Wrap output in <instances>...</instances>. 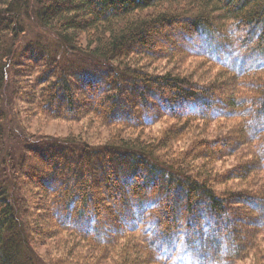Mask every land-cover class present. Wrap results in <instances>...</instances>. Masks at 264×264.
<instances>
[{
  "label": "trees",
  "instance_id": "trees-1",
  "mask_svg": "<svg viewBox=\"0 0 264 264\" xmlns=\"http://www.w3.org/2000/svg\"><path fill=\"white\" fill-rule=\"evenodd\" d=\"M263 227L264 0H0V264H264Z\"/></svg>",
  "mask_w": 264,
  "mask_h": 264
},
{
  "label": "rangeland",
  "instance_id": "rangeland-1",
  "mask_svg": "<svg viewBox=\"0 0 264 264\" xmlns=\"http://www.w3.org/2000/svg\"><path fill=\"white\" fill-rule=\"evenodd\" d=\"M29 22H31V21H29ZM30 27H31V30L29 31V33L26 35L25 38H27L28 36L30 38L38 37V35H39L38 29L35 30L36 26L34 24H31ZM172 30H176V29H173V28L170 29V33ZM182 36H183L182 34H178V36H171L170 35V38L173 41H175L173 43V45H175L178 41L179 42L182 41L183 40ZM39 40L44 42V37L41 35V33L39 35ZM187 64L190 66H195V71H197V72H201L203 74L209 73L211 75L210 76L211 78L213 76H215V74L217 73V72H214L212 67L208 66L207 62H202V60L200 58L191 57L190 59H187ZM238 81H241V80L235 81L230 77V79L223 81L224 88L227 89L228 93L232 92V90H234V89L239 90V91H246V87L240 86L239 84L236 83ZM3 98H4L5 106H6L7 110L9 111V115H10V123L8 124L9 128L8 127L7 128L11 129L13 132H19V130H21V127H23V126H22L21 122H19V119L17 117V112L19 110V106L17 105L15 107V104L12 101L10 85L4 86ZM45 125L46 126H42L39 129V131H41L42 134H51V135H65V134H67L68 129H67L66 125L63 123L52 122V123L45 124ZM231 126H232V123H226V122H218L216 124H211L209 126L211 133L210 132L209 133H210V135H214V137L218 138V136H220L222 134L223 135L227 134L228 130ZM239 130H241V128H235L234 127L231 130V132L233 135L236 136V135L240 134V133H238ZM30 131L32 134L40 133V132H36L35 126H31ZM249 142L250 143H245V144H237V143L234 144V148H233L231 155L228 157L222 158L221 161H219L217 163V166H216L217 169H220V170L223 169L222 172H224V171H229V170L235 168L237 166V158L236 157L240 154L243 155L244 158L250 157V153L255 149L256 146L254 145V143L252 141L249 140ZM252 173H255V171L253 170ZM251 176H253V175H251ZM234 183L235 182H233V184ZM221 187H223V186H221ZM262 229H264V227ZM262 232H260L258 234V240H260V238H261V240L257 242V246L255 247L254 251L257 253L259 251L261 254H264V230ZM249 247H250V245H249ZM41 249H43V248L41 247ZM182 251H179V252H182ZM181 261H182L181 263L189 264V259L186 256H184ZM231 264H253L252 253L248 254V256H246V257L243 256L242 258L235 260Z\"/></svg>",
  "mask_w": 264,
  "mask_h": 264
},
{
  "label": "snow or ice",
  "instance_id": "snow-or-ice-1",
  "mask_svg": "<svg viewBox=\"0 0 264 264\" xmlns=\"http://www.w3.org/2000/svg\"><path fill=\"white\" fill-rule=\"evenodd\" d=\"M185 247H186V245L183 242L181 244L177 245L178 251H182ZM163 251H167V249H164ZM173 264H175V260H174Z\"/></svg>",
  "mask_w": 264,
  "mask_h": 264
}]
</instances>
